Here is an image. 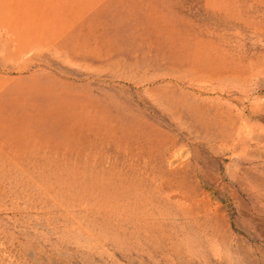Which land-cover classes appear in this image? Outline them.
<instances>
[{
    "label": "rangeland",
    "instance_id": "rangeland-1",
    "mask_svg": "<svg viewBox=\"0 0 264 264\" xmlns=\"http://www.w3.org/2000/svg\"><path fill=\"white\" fill-rule=\"evenodd\" d=\"M0 264H264V0H0Z\"/></svg>",
    "mask_w": 264,
    "mask_h": 264
}]
</instances>
